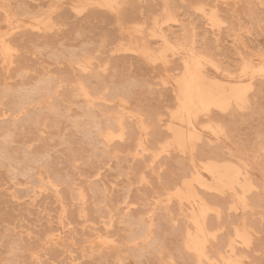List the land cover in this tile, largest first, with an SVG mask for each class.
<instances>
[{
    "label": "rangeland",
    "instance_id": "1",
    "mask_svg": "<svg viewBox=\"0 0 264 264\" xmlns=\"http://www.w3.org/2000/svg\"><path fill=\"white\" fill-rule=\"evenodd\" d=\"M263 77L264 0H0V264H264Z\"/></svg>",
    "mask_w": 264,
    "mask_h": 264
},
{
    "label": "bare ground",
    "instance_id": "2",
    "mask_svg": "<svg viewBox=\"0 0 264 264\" xmlns=\"http://www.w3.org/2000/svg\"><path fill=\"white\" fill-rule=\"evenodd\" d=\"M116 1H117V0H116ZM166 3H167V7H168V5H170V4H168V2H166ZM170 3H171V2H170ZM173 4H174V3H173ZM170 6H171V5H170ZM175 6H176V5H175ZM167 9H168V8H167ZM171 9H176V8H171ZM170 12H171V11H170ZM171 13H172V12H171ZM173 14H174V13H173ZM176 15H177V14H176ZM216 15H217V13H216ZM218 18H219V17H218ZM219 19H220V18H219ZM49 20H50V19H49ZM221 21H222V19H221ZM210 22H211V21H210ZM222 22H224V20H223ZM51 23H52V22H51ZM234 23H235V22H234ZM236 23H237V22H236ZM53 24H54V23H53ZM171 25H172V24H171ZM171 25H169V27H171ZM177 25H178V24H177ZM231 25H233V24H231ZM239 25H240V24H239ZM235 26H237V25H235ZM165 27H166V26H165ZM175 27H176V26H175ZM232 27H234V26H232ZM162 28H163V27H162ZM177 28H178V27H177ZM226 28H227V26H226ZM230 28H231V26H230ZM165 29H166V28H165ZM174 29H176V28H174ZM179 29H180V28H179ZM234 29H236V28H234ZM184 30H185V27H184ZM230 30H231V29H230ZM232 30H233V28H232ZM23 31H24V30H23ZM23 31H22V32H23ZM179 31H180V30H179ZM181 31H182V28H181ZM185 31H186V30H185ZM22 32H20V33H22ZM174 32H175V31H174ZM189 32H190V31H189ZM189 32H188V33H189ZM233 32H234V31H233ZM13 33L15 34V32H13ZM25 33H27V31H25ZM164 33H165V32H164ZM180 33H181V32H180ZM180 33H179V34H180ZM184 33H187V32H184ZM235 33H236V32H235ZM235 33H233V34H235ZM23 34H24V33H23ZM162 34H163V33H162ZM169 34H170V33H169ZM176 34H177V33H176ZM181 34H182V33H181ZM181 34H180V35H181ZM195 34H196V33H195ZM239 34H240V33H239ZM11 35H12V36H11V37L9 36V37H10L9 39L12 40V38H13L14 36H13V34H11ZM36 35H37V34H36ZM38 35H41V34L39 33ZM44 35H45V34H44ZM184 35H185V34H184ZM18 36H19V35H18ZM41 36L43 37V34H42ZM46 36H48V35H46ZM187 36H188V34H187ZM189 36H190V35H189ZM189 36H188V37H189ZM194 36H195V35H194ZM33 37H35V36H33ZM51 37H52V36H51ZM164 37H165V36H164ZM172 37H173V36H172ZM179 37H181V36H179ZM184 37L186 38V36H184ZM190 37H191V36H190ZM24 38H25V36H24ZM46 38H47V37H46ZM46 38H44V39H46ZM49 38H50V37H49ZM165 38H166V37H165ZM195 38H196V37H195ZM166 39H167V38H166ZM169 39H170V38H169ZM175 39H176V37H175ZM179 39H180V38H179ZM179 39H178V40H179ZM182 39H184L183 36H182L181 40H182ZM38 40H39V38H38ZM47 40H48V39H47ZM47 40H46V41H47ZM167 40H168V39H167ZM176 40H177V39H176ZM178 40H177V42H178ZM184 40H185V39H184ZM189 40H190V39H189ZM195 40H196V39H195ZM36 41H37V40H36ZM44 41H45V40H44ZM46 41H45V42H46ZM168 41H169V40H168ZM174 41H175V40H174ZM8 42L10 43V42H12V41H8ZM19 42H20V41H19ZM19 42H18V43H19ZM31 42H33V41H31ZM38 42H39V41H38ZM42 42H43V41L41 40L40 43H42ZM187 42H188V41H187ZM14 43H15V42H14ZM18 43H17V44H18ZM20 43H21V42H20ZM35 43H36V42H35ZM40 43H39V44H40ZM46 43H47V42H46ZM46 43H44V44H46ZM48 43H49V42H48ZM50 43H51V42H50ZM172 43H173V42H172ZM178 43H179V42H178ZM178 43H177V44H178ZM194 43H195V42H194ZM10 44H12V43H10ZM17 44H16V45L14 44V46H17ZM26 44H27V43H26ZM175 44H176V43H175ZM186 44H187V43H186ZM199 44H200V43H198V45H199ZM47 45H48V44H47ZM47 45H46V46H47ZM161 45H162V44H161ZM179 45H181V42H180ZM182 45H183V44H182ZM195 45H196V44H195ZM201 45H203V44H201ZM22 46H23V45H22ZM203 47H204V46H203ZM16 48H18V47H16ZM19 48H20V47H19ZM19 48H18V49H19ZM163 48H164V47H163ZM194 48H196V47H194ZM205 48H206V47H205ZM205 48H204V49H205ZM217 48H218V46H217ZM160 49H161V48H160ZM196 49H197V48H196ZM204 49H203V50H204ZM85 50H86V49H85ZM166 50H167V49H166ZM200 50H201V49H200ZM214 50H217V49H214ZM83 51H84V49H83ZM206 51H207V49L205 50V52H206ZM196 52H197V51H196ZM198 52H200V51H198ZM203 52H204V51H203ZM208 52H209V51H208ZM200 53H202V52H200ZM211 53H212V52H211ZM216 53H217V52H216ZM202 54H203V53H202ZM204 54H205V53H204ZM204 54H203V55H204ZM206 54H209V53H206ZM219 54H220V53H219ZM219 54H218V55H219ZM240 54H241V53H240ZM94 55H95V54H94ZM241 55H242V54H241ZM258 55H260V54H258ZM19 56H22V54L19 55ZM19 56H18V57H19ZM95 56H96V55H95ZM167 56H168V55H167ZM170 56H171V55H170ZM207 56H208V55H207ZM211 56H212V55H211ZM214 56H216V55H214ZM244 56H245V55H244ZM248 56H249V55H248ZM252 56H253V55H252ZM24 57H26V56H24ZM168 57H169V56H168ZM208 57H210V54H209ZM212 57H213V56H212ZM217 57H218V56H217ZM93 58H94V57H93ZM175 58H176V57H175ZM177 58H178V57H177ZM177 58H176V59H177ZM210 58H211V57H210ZM17 59H18V58H16V60H17ZM20 59H21V58H20ZM23 59H24V58H23ZM23 59H22V60H23ZM95 59H96V57H95ZM172 59H173V58H171V60H172ZM176 59H174V60H176ZM179 59H180V58H179ZM219 59H220V58H219ZM239 59H240V58H239ZM14 60H15V59H14ZM14 60H12V61H14ZM24 60H25V63H26V59H24ZM171 60H170V61H171ZM177 60H178V59H177ZM213 60H214V59H213ZM236 60H237V59H236ZM251 60H252V59H251ZM251 60H250V61H251ZM17 61H18V60H17ZM17 61H15V62H17ZM167 61L169 62V60H167ZM215 61H216V60H215ZM218 61H219V60H218ZM229 61H230V60H229ZM238 61L241 62V60H238ZM257 61H259V60L257 59ZM175 62H176V61H175ZM177 62H178V61H177ZM216 62H217V61H216ZM227 62H228V61H227ZM234 62H235V61H234ZM236 62H237V61H236ZM236 62H235V64H238V63H239V62H238V63H236ZM18 63H19V62H18ZM21 63H22V61H20V65H21ZM256 63H259V62H256ZM22 64H23V63H22ZM176 64H177V63H176ZM218 64H220V63H218ZM231 64H232V63H231ZM252 64H253V63H252ZM20 65H19V66H20ZM168 65L171 66V64H169V63H168ZM226 65H227V64H226ZM238 65H239V64H238ZM255 65H256V64L254 63V66H255ZM257 65H258V64H257ZM170 66L168 67L169 69H170ZM172 66H173V65H172ZM181 66H182V65H181ZM221 66H222V65H221ZM228 66H229V65H228ZM232 66H234V65H232ZM230 67H231V65H230ZM234 67H236V66H234ZM176 68H177V67H176ZM180 68H181V67H180ZM223 68H224V67H223ZM236 68H237V67H236ZM60 69H61V67H60ZM60 69H59V70H60ZM174 69H175V68H174ZM224 69L226 70V67H225ZM57 70H58V69H57ZM61 70H62V69H61ZM61 70H60V72H59V71L57 72L56 70H55V71H56L57 73H61ZM171 70H172V68H171ZM225 70H224V71H225ZM232 70H233V69H232ZM47 71H48V70H47ZM80 71H81V70H79V72H80ZM220 71H221V70H220ZM220 71H219V72H220ZM226 71H228V70H226ZM49 72H50V70H49ZM52 72H54V71H52ZM64 72H66V69H65V71H63V73H64ZM69 72H70V70H69ZM71 72H72V71H71ZM234 72H235V69H234ZM43 73H44V72H43ZM63 73H62V74H63ZM90 73H91V74H94V73H92V71H91ZM90 73H89V76H90ZM176 73H177V72H176ZM229 73H230V72H229ZM247 73H248V72H247ZM250 73H251V71H250ZM54 74H55V73H54ZM65 74L67 75L68 73L66 72ZM65 74H63V75L65 76ZM80 74H81V73H80ZM80 74H79V76H80ZM87 74H88V73H87ZM190 74H191V73H190ZM220 74H221V73H220ZM43 75H44V74H43ZM55 75H56V74H55ZM57 75H58V74H57ZM70 75H72V74L70 73ZM70 75H69V76H70ZM85 75H86V74H85ZM94 75H98V73H96V74H94ZM223 75H224V74H223ZM235 75H237V74H235ZM251 75H252V74H251ZM44 76H46V75H44ZM64 76H62V77H64ZM79 76H78V77H79ZM81 76H83V75H81ZM91 76L94 77L93 75H91ZM91 76H90V77H91ZM98 76H99V75H98ZM98 76H97V77H98ZM246 76H247V75H246ZM39 77H40V76H39ZM59 77H60V76H59ZM66 77L68 78V75H67ZM66 77H65V78H66ZM70 77H71V76H70ZM72 77H73V76H72ZM83 77H84V76H83ZM92 77H91V78H92ZM95 77H96V76H95ZM97 77H96V79H97ZM247 77H248V76H247ZM60 78H61V77H60ZM87 78H88V75H87ZM261 78H262V77H261ZM263 78H264V77H263ZM47 79H48V78H47ZM47 79H46V80H47ZM69 79H71V78H69ZM74 79H75V78H74ZM83 79H84V78H83ZM83 79H82V77H81V80H82V81H83ZM92 79H93V78H92ZM98 79H99V78H98ZM254 79H255V78H254ZM89 80H90V79H89ZM89 80H88V82H89ZM263 80H264V79H263ZM37 81H38V80H37ZM52 81H56V80H52ZM62 81H63V80H62ZM72 81L74 82V80H72ZM85 81H87V80H85ZM98 81H100V80H98ZM253 81L258 82L259 79H258V80L255 79V80H253ZM69 82H70V81H69ZM88 82H87V84L90 85ZM83 83H85V82H83ZM94 83H96V82H94ZM250 83H251V82H250ZM253 83H254V82H253ZM259 83H261V82H259ZM44 84H45V83H44ZM49 84H52V82L49 83ZM122 84H123V83H121V85H122ZM47 85H48V84H47ZM56 85H57V84H56ZM91 85H92V84H91ZM91 85H90V86H91ZM94 85H95V84H94ZM96 85H97V83H96ZM100 85H102V83L99 84V88H100ZM119 85H120V84H119ZM119 85L115 86V88L119 87ZM123 85H124V84H123ZM123 85H122V87H123ZM262 85H263V84H262ZM37 86H39V85H37ZM37 86H36V88H37ZM40 86H42V85L40 84ZM50 86H51V85H50ZM68 86H69V85H68ZM84 86H85V85H84ZM86 86H87V85H86ZM86 86H85V87H86ZM90 86H89V88H90ZM103 86H104V85H103ZM127 86H128V85H127ZM141 86H142V85H141ZM43 87H45V86L43 85ZM51 87H52V86H51ZM51 87H50V88H51ZM87 87H88V86H87ZM87 87H86V88H87ZM111 87H112V86H111ZM111 87H110V88H111ZM120 87H121V86H120ZM120 87H119V88H120ZM128 87H129V86H128ZM128 87H126V88H128ZM261 87H262V86H261ZM261 87H260V88H261ZM61 88H63V87H61ZM61 88H60V90H61ZM64 88H66V87H64ZM64 88H63V89H64ZM94 88H96V87L94 86L93 89H91V90L93 91ZM254 88H255V87H254ZM38 89H39V88H38ZM41 89H42V88H41ZM96 89H97V88H96ZM104 89H105V87H104ZM123 89H125V88H124V87L122 88V92H123ZM129 89H130V88H129ZM252 89H253V88H252ZM26 90H27V89H26ZM43 90H44V89H43ZM46 90H47V86H46ZM49 90H52V89H49V87H48V91H49ZM66 90H67V89H66ZM66 90H65V91H66ZM69 90H70V89H69ZM88 90H89V89H88ZM100 90H101V89H100ZM100 90H99V91H100ZM114 90H115V89H114ZM65 91H63V92H65ZM97 91H98V90H97ZM110 91H111V89H110ZM118 91H119V90H118ZM118 91L116 90V93H117ZM120 91H121V89H120ZM120 91H119L118 93H120ZM261 91H263V90H261ZM39 92H41V91H39ZM57 92H58V91H57ZM69 92H71V91H69ZM95 92H96V90L94 91V93H95ZM111 92H112V91H111ZM124 92H125V94L127 95V93H128V92H131V91H129V90L127 91V89H126V90H124ZM22 93H23V92H22ZM27 93H28V92H27ZM27 93H26V94H27ZM113 93H115V92H113ZM254 93H255V92H254ZM30 94H31V93H29L28 95H30ZM62 94H63V93H62ZM66 94H67V93L65 92L64 95H66ZM71 94H72V93H71ZM71 94H69V96H70ZM90 94H91V91H90ZM121 94H122V93H121ZM131 94H132V93H131ZM247 94H248V93H247ZM257 94H258V92H257ZM34 95H35V94H34ZM48 95H49V94H48ZM60 95H61V93H60ZM64 95H61V96L63 97ZM93 95H94V94H93ZM95 95H96V94H95ZM117 95L120 96V94H117ZM18 96H19V97H21V96L23 97V95H18ZM24 96H25V95H24ZM41 96H42V95H41ZM46 96H47V95H46ZM102 96H103V95H102ZM105 96H109L108 93H107V95H105ZM105 96H103V97H105ZM115 96H116V95H115ZM128 96H129V95H128ZM172 96H173V95H172ZM209 96H210V95H209ZM246 96H247V95H246ZM22 97H21V99L23 100L24 97H23V98H22ZM25 97H26V96H25ZM28 97H30V96H28ZM64 97H65V96H64ZM122 97H123V94H122ZM182 97H183V96H182ZM31 98H32V96H31ZM42 98H43V97H42ZM108 98H109V97H108ZM258 98H259V97H258ZM4 99H5V98H4ZM33 99H34V98H33ZM35 99H36V98H35ZM45 99H46V98H45ZM55 99H56V98H55ZM55 99H54V100H55ZM66 99H67V98H66ZM66 99H65V100H66ZM70 99H71V98H70ZM70 99H69V100H70ZM112 99H113V98H112ZM114 99H115V98H114ZM125 99H126V97H125ZM173 99H174V97H173ZM247 99H248V98H247ZM5 100L8 101V99H5ZM5 100L2 101L1 103L5 102ZM16 100H17V99H16ZM16 100H15V102H16ZM24 100H26V98H25ZM28 100H29V99H28ZM57 100H58V99H56V101H57ZM67 100H68V99H67ZM129 100H130V99H129ZM254 100H255V99H254ZM256 100H257V99H256ZM7 101H6V103H4V104H7ZM20 101H21V100H20ZM29 101H30V100H29ZM29 101H28V102H29ZM51 101H52V100H51ZM126 101H127V100H126ZM10 102H11V101H10ZM13 102H14V100H13ZM53 102H54V101H53ZM59 102H60V101H59ZM128 102L130 103V101H128ZM231 102H232V101H231ZM18 103H19V102H18ZM20 103L22 104V101H21ZM55 103H56V102H55ZM97 103H99V102H97ZM97 103H96V104H93V105L95 106V105H97ZM13 104L18 105L17 103H13ZM24 104H25V103H24ZM62 104H64V103H62ZM101 104H102V103H101ZM109 104H110V103H108L107 105H109ZM232 104H233V103H232ZM254 104H255V103H254ZM16 105H14V106L16 107ZM41 105H42V103H41ZM52 105H53V104H52ZM58 105H59V104H58ZM64 105H65V104H64ZM87 105H89V104H87ZM87 105H86V106H87ZM248 105L250 106V104H248ZM11 106H12V104H11ZM14 106L12 107L13 109H15ZM18 106H19V105H18ZM47 106H48V105H47ZM98 106H99V105H98ZM100 106H102V105H100ZM103 106H104V105H103ZM103 106H102V107H103ZM110 106H111V105H109V107H110ZM115 106H116V105H115ZM131 106H135V105H130V107H131ZM20 107H21V105H20ZM31 107H32V106H31ZM48 107H49V106H48ZM105 107H106V104H105ZM105 107H104V109H103V108H102V109H103V110H106L107 108H109V107H107V108L105 109ZM113 107H114V105H113ZM113 107H111L110 110H111ZM230 107H231V106H230ZM44 108H45V106H44ZM55 108H56V107H55ZM55 108H54V109H55ZM63 108H64V106H63ZM71 108H72V107H71ZM90 108H91V106H90ZM134 108H135V107H134ZM36 109L38 110V108H36ZM41 109H42V107H41ZM48 109H49V108H48ZM57 109H58V108H56V111H58ZM64 109H67V108H64ZM69 109H70V106H69ZM80 109H81V108H80ZM83 109H84V108H83ZM98 109H99V108H98ZM113 109H115V108H113ZM211 109H212V108H211ZM234 109H236V108H234ZM15 110H16V109H15ZM17 110H18V109H17ZM25 110H26V109H25ZM27 110H28V109H27ZM39 110H40V109H39ZM81 110H82V109H81ZM90 110H91V109H90ZM107 110H108V109H107ZM131 110H132V109H131ZM135 110H136V108L134 109V111H135ZM203 110H204V109H203ZM209 110H210V109H209ZM228 110H229V109H228ZM19 111H20V109H19ZM19 111H18V112H19ZM31 111H32V109H31ZM56 111H55V112H56ZM79 111H80V110H78V112H79ZM82 111H85V110H82ZM82 111H80V112H82ZM99 111H100V110H99ZM136 111H138V110H136ZM243 111H244V110H243ZM15 112H16V111H15ZM29 112H30V111H29ZM55 112H54V113H55ZM88 112H90V111H88ZM88 112H87V113H88ZM111 112H112V111H110V114H111ZM192 112H193V111H192ZM218 112H219V111H218ZM21 113H22V112H21ZM33 113H34V112H32V114H33ZM40 113H41V112H40ZM51 113H52V112H51ZM93 113H94V114H97L96 112H93ZM220 113H221V112H220ZM225 113H226V112H225ZM76 114H77V113H76ZM81 114H83V113H81ZM88 114H89V113H88ZM98 114H99V113H98ZM210 114H211V113H210ZM24 115H25V114H24ZM36 115H38V114H36ZM53 115H56V114H53ZM84 115L86 116V114H84ZM90 115H92V114H90ZM90 115H89V116H90ZM99 115H100V114H99ZM26 116H27V115H26ZM68 116H69V114H68ZM68 116H67V117H68ZM77 116H78V115H77ZM80 116H81V115H79V119H80ZM92 116H93V115H92ZM96 116H97V115H96ZM96 116H95V117H96ZM200 116H201V115H200ZM229 116H231V115H229ZM20 117H21V116H20ZM27 117H28V116H27ZM31 117H32V116H31ZM33 117H34V114H33ZM75 117H76V116H75ZM90 117H91V116H90ZM116 117H117V116H116ZM198 117H199V116H197V118H198ZM17 118H18V117H17ZM21 118H22V117H21ZM37 118H38V117H37ZM88 118H89V117H88ZM88 118H87V119H88ZM92 118H93V117H92ZM97 118H98V117H97ZM108 118H109V116H108ZM202 118H203V117H202ZM22 119H23V118H22ZM22 119H20V120H22ZM29 119H30V115H29ZM34 119H36V117H35ZM34 119H31V120H34ZM66 119H67V118H66ZM70 119H71V118H70ZM87 119H84V120H87ZM98 119H99V118H98ZM111 119H113V118H110V120H111ZM208 119H209V118H208ZM14 120H15V119H14ZM17 120H18V119H17ZM17 120H16V121H17ZM24 120H26V119H24ZM37 120H38V119H37ZM67 120H69V119H67ZM81 120H82V118H81ZM94 120H95V119H94ZM203 120H204V119H203ZM12 121H13V119H12ZM18 121H19V120H18ZM34 121H35V120H34ZM87 121H88V120H87ZM87 121H85V122H87ZM123 121H124V120H123ZM24 122H25V121H24ZM37 122H38V121H37ZM92 122H93V119H92ZM98 122H99V120H98ZM106 122H107V121H106ZM205 122H206V121H205ZM214 122H215V121H214ZM217 122H218V121H217ZM16 123H18V124L20 123V125H21V124L23 123V121H22V122L19 121V122H16ZM28 123H29V121H28ZM88 123H89V122H87V124H88ZM108 123L111 124L110 122H108ZM125 123H126V120H125L124 124H125ZM130 123H131V122H130ZM215 123H216V122H215ZM18 124H17V125H18ZM73 124H75V123L73 122ZM85 124H86V123H85ZM90 124H91V123H90ZM96 124H97V121H96ZM100 124H101V125H100ZM122 124H123V122H122ZM124 124H123V125H124ZM197 124H198V122H197ZM22 125H23V124H22ZM22 125H21V126H22ZM78 125H79V124H78ZM94 125H95V124H93V126H94ZM99 125L102 126V123L99 122L98 126H99ZM126 125H127V124H126ZM129 125H130V124H129ZM132 125H133V123H132ZM221 125H222V124H221ZM71 126H73V125H71ZM74 126H75V125H74ZM76 126H77V124H76ZM80 126H81V125H80ZM85 126H86V125H85ZM103 126H104V125H103ZM106 126H107V125H106ZM116 126H117V125H116ZM130 126H131V125H130ZM0 127H1V126H0ZM3 127H4V126H3ZM95 127H96V125H95ZM109 127H110V126H109ZM114 127H115V126H114ZM131 127H132V126H131ZM131 127H130V130H131V131H129V130H128V131H129V133H130V132H131V133H132V132L134 133V131H132ZM135 127H136V126H135ZM155 127H156V126H155ZM223 127H224V126H223ZM20 128H21V127H20ZM22 128H23V127H22ZM77 128H78V127H77ZM81 128H82V127H81ZM96 128H97V127H96ZM110 128H112V126H111ZM110 128H109V129H110ZM133 128H134V126H133ZM224 128H225V127H224ZM98 129H99V127H98ZM98 129H97V130H98ZM100 129H101V128H100ZM113 129H114V128H112V130H113ZM136 129H137V128H136ZM154 129H155V128H154ZM156 129H157V127H156ZM77 130H78V129H77ZM87 130H88V129H87ZM90 130H91V129H90ZM102 130H103V129H102ZM102 130H101V131H102ZM112 130H111V131H112ZM117 130H118V129H117ZM133 130H134V129H133ZM157 130H158V129H157ZM153 131H154V130H153ZM79 132H81V131H79ZM84 132H85V131H84ZM115 132H116V131H114V133H115ZM126 132H127V127H126V131L123 132V133L126 134ZM158 132H159V130H158ZM158 132H157V133H158ZM198 132H199V131H198ZM85 133H86V132H85ZM88 133H89V132H88ZM96 133H97V132H96ZM129 133H127V136H128ZM225 133H226V132H225ZM97 134H98V133H97ZM125 134H124V135H125ZM219 135H220V134H219ZM84 136H85V135H84ZM87 136H88V135H87ZM129 137H130V134H129ZM88 139H89V138H88ZM124 139H125V137H124ZM137 139H138V138H137ZM200 139H201V138H200ZM202 139H203V138H202ZM103 140H104V139H103ZM204 141H205V140H204ZM219 143H220V142H219ZM194 144H195V143H194ZM198 144H199V143H198ZM220 144H221V143H220ZM111 145H112V144H111ZM207 145H208V144H207ZM207 145H206V146H207ZM218 145H219V144H218ZM221 145H222V144H221ZM103 146H104V145H103ZM213 146L216 147L215 145H213ZM110 147H111V146H110ZM209 147H210V146H209ZM209 147H208V149H209ZM220 147H221V146H220ZM222 147H223V146H222ZM108 148H109V147H108ZM174 148H175V147H174ZM211 148H212V147H211ZM217 148H218V146H217ZM195 149H196V148H195ZM213 149H214V148H212V150H213ZM221 149H222V148H221ZM2 150H3V149H2ZM107 150H108V149H107ZM107 150H106V151H107ZM215 150H216V148H215ZM104 151H105V150H104ZM201 151H203V150H201ZM201 151H200V152H201ZM213 151H214V150H213ZM213 151H212V152H213ZM219 151H220V150H219ZM224 151H225V150H224ZM0 152H1V151H0ZM204 152H205V151H204ZM210 152H211V149H210ZM214 152H215V151H214ZM217 152H218V151H216V153H217ZM222 152H223V151H222ZM1 153L3 154V153H5V152L3 151V152H1ZM1 153H0V155H1ZM198 153H199V152H198ZM201 153H202V152H201ZM201 153H200V154H201ZM224 153H225V152H224ZM7 154H8V153H7ZM202 154H203V153H202ZM213 154H214V153H213ZM220 154H222V153H220ZM25 155H26V154H25ZM28 155H29V154H28ZM30 155H31V154H30ZM226 155H227V154H226ZM232 155L235 156V154H232ZM156 156H157V154H156ZM211 156H212V155H211ZM220 156H221V155H220ZM246 156H247V155H245V157H246ZM2 157H3V155H2ZM8 157H9V155H8ZM10 157H11V156H10ZM26 157H27V156H26ZM31 157H32V156H31ZM181 157H182V156H181ZM181 157H180V158H181ZM224 157H225V155H224ZM228 157H229V156H228ZM239 157H240V156H239ZM22 158H23V156H22ZM24 158H25V157H24ZM29 158H30V156H29ZM32 158H33V157H32ZM32 158H30V159H32ZM34 158H36V157H34ZM241 158H242V157H241ZM0 159H1V158H0ZM8 159H9V158H8ZM27 159H28V158H27ZM181 159H182V158H181ZM229 159H230V158H229ZM239 159H240V158H239ZM11 160H13V158H11ZM14 160H15V158H14ZM28 160H29V159H28ZM36 160H38V158H37ZM36 160L34 159L33 161H36ZM177 160H178V159H177ZM231 160H232V159H231ZM24 161H25V160H24ZM26 161H27V160H26ZM178 161H180V160H178ZM225 161H226V160H225ZM243 161H244V160H243ZM236 162H237V161H236ZM247 162H248V161H247ZM1 163H2V162H1ZM10 163H11V161H10ZM10 163H9V164H10ZM29 163H30V160H29ZM33 163H34V162H32L31 164H33ZM35 163H36V162H35ZM42 163L44 164V161H42ZM47 163H48V162H47ZM20 164H21V163H20ZM26 164H27V163H26ZM26 164H25L23 167H25ZM39 164H40V163H39ZM39 164H38V161H37V165H39ZM43 164H42V165H43ZM236 164H237V163H236ZM248 164H249V163H248ZM17 165H19V164H17ZM17 165H16V166H17ZM22 165H23V164H22ZM22 165H21V166H22ZM27 165H28V164H27ZM189 165H190V164H189ZM239 165H240V164H239ZM11 166H13V165H11ZM40 166H41V165H40ZM190 166H191V165H190ZM13 167H14V166H13ZM17 167H20V166H17ZM45 167H46V164H45ZM47 167H48V165H47ZM20 168H21V167H20ZM31 168H32V167H31ZM191 168H192V167H191ZM16 169H17V168H14V170H16ZM21 169H22V168H21ZM39 169H41V167H40ZM187 169H188V168H187ZM17 170H18V169H17ZM17 170H16V171H17ZM19 170H20V169H19ZM19 170H18V171H19ZM23 170L26 171L25 168H24ZM36 170H37V169H36ZM44 170H45V169H44ZM48 170H49V169H48ZM48 170H47V171H48ZM188 170H189V169H188ZM27 171H28V170H27ZM20 172H22V174H24V173H23L24 171H21V170H20ZM29 172H30V171H29ZM37 172H38V171H37ZM40 172H41V171H40ZM12 174H13V172H12ZM16 174H17V173H16ZM16 174L14 173L15 176H16ZM22 174H21V175H22ZM25 174L28 175V173H26V172H25ZM29 174H32V172L29 173ZM40 174H42V173H40ZM14 175H13L12 177H15ZM26 175H24V176H26ZM30 176H31V175H30ZM27 177H28V176H27ZM30 178H31V177H30ZM30 178H29V179H30ZM42 178H43V176H42ZM44 178H46V177H44ZM29 179H28V182H29ZM33 179H34V178H33ZM47 179H48V178H47ZM50 179H51V178H50ZM31 180H32V179H31ZM196 180H199V178L196 179ZM196 180H194V181H196ZM200 180H202V179L200 178ZM35 183H36V181H35ZM37 184H38V183H37ZM39 184H40V183H39ZM65 184H66V183H65ZM194 184H195V183H194ZM35 185H36V184H35ZM68 185H72V184L70 183V184H68ZM50 187H51V186H50ZM60 187H61V186H60ZM189 187H190V186H189ZM191 187H192V186H191ZM56 188H57V187H56ZM81 188H82V187H81ZM85 188H86V187H85ZM89 188H90V187H89ZM50 189H51V188H50ZM62 189H63V187L60 188V192L63 191ZM195 189H196V186H195ZM17 190H18V189H17ZM61 190H62V191H61ZM66 190H67V189H66ZM81 190H82V191H85V189H84V190L81 189ZM81 190H80V191H81ZM87 190H88V189H87ZM205 190H206V189H205ZM205 190H204V191H205ZM57 191H59V190L57 189ZM14 192H16V191H14ZM17 192H18V191H17ZM17 192H16V194H17ZM71 192H72V191H71ZM237 192H238V191H237ZM63 193H64V191H63ZM63 193H62V195H64L63 197L66 198V195L63 194ZM66 193H67V192H66ZM84 193H85V192H84ZM193 194H194V193H193ZM199 194H200V193H199ZM248 194H249V193H248ZM62 195H60V196L62 197ZM67 195H69V193H68ZM72 195L74 196L75 194H72ZM202 195H203V194H202ZM63 197H62V198H63ZM68 197H69V196H68ZM71 197H72V196H71ZM86 197H87V196H86ZM204 198H205V197H204ZM68 199H69V198H68ZM71 199H72V198H71ZM86 199H87V198H86ZM63 200H64V199H63ZM63 200H62V201H63ZM182 200H183V199H182ZM204 200H205V199H204ZM211 200H212V199H211ZM62 201H61V202H62ZM68 201L70 202V200H68ZM205 201H206V200H205ZM213 201H214V200H213ZM64 202L67 203V201H63V203H64ZM69 202H68V204H69ZM71 202H72V201H71ZM182 202H184V201H182ZM79 203L81 204V202H79ZM87 203H88V202H87ZM226 203H229V202H226ZM77 204H78V203H77ZM88 204H89V203H88ZM183 204H185V202H184ZM209 204H210V203H209ZM83 205H84V204H83ZM83 205H82V206H83ZM58 206H59V204H58ZM84 206H85V208H86V204H85ZM88 206H89V205H88ZM76 207H77V206H76ZM80 207H81V206H80ZM187 207L189 208V206H187ZM85 208H83V209H85ZM244 208H246V207H244ZM67 209H68V208H67ZM67 209H66V210H67ZM69 209H70V208H69ZM69 209L67 210V212H69ZM86 209H87V208H86ZM70 210H71V209H70ZM72 210H73V208H72ZM78 210H79V209H78ZM74 211H75V210H74ZM74 211H73V212H74ZM71 212H72V211H71ZM71 212H69V213H70V215H72V216H71V218H72V217L75 215L76 212H75L74 214H72ZM87 212H88V209H87ZM87 212H86V215H87ZM62 213H63V211H62ZM66 214H68V213H66ZM76 214H77V213H76ZM75 216H76V215H75ZM75 216H74V217H75ZM80 216H81V215H80ZM74 217H73V218H74ZM76 217H77V216H76ZM76 217H75V219H76ZM61 218H63V217H61ZM65 218H66V217H65ZM71 218H70V220H72V223H73V220H74V219H71ZM77 218H78V217H77ZM86 218H87V216H86ZM63 219H64V218H63ZM79 219H80V218H79ZM79 219H78V220H79ZM81 219H82V217H81ZM61 220H62V219H61ZM85 220H86V219H85ZM63 221H64V220H62V222H63ZM65 221H67V220H65ZM68 221H69V220H68ZM86 221H87V220H86ZM205 221H206V220H205ZM74 222H75V220H74ZM63 223L66 224L67 222H63ZM199 225H200V224H199ZM200 228H201V226H200ZM50 229H51V228H50ZM208 229H209V228H208ZM75 230H76V229H75ZM47 231H48V230H46V232H47ZM73 231H74V230H73ZM235 231H236V230H235ZM242 231H244V230L242 229ZM245 231H246V230H245ZM44 232H45V231H44ZM74 232H75V231H74ZM202 232H203V231H202ZM76 233H77V232H76ZM141 233H142V232H141ZM141 233H140V236H141ZM241 233H242V232H240V234H241ZM41 234H42V233H41ZM137 234H138V233H137ZM235 234H236V233H235ZM39 235H40V234H39ZM42 235H44V234H42ZM56 235H57V234H56ZM132 235H133V234H132ZM138 235H139V234H138ZM200 235H201V234H200ZM203 235H204V233H203ZM203 235H202V239L205 237V236L203 237ZM235 236H236V235H235ZM250 236H251V235H250ZM38 237H40V236H38ZM38 237H37V238H38ZM131 237H134V235L131 236ZM131 237H130V238H131ZM136 237H138V236H135V238H136ZM240 237H241V235H240ZM72 238H73V237H72ZM205 238H206V237H205ZM33 239H34V238H33ZM198 239H199V238H198ZM216 239H217V238H216ZM34 240H35V239H34ZM206 240H207V238H206ZM206 240H205V241H206ZM30 241H31V240H30ZM36 241H37V240H36ZM36 241H35V242H36ZM83 241L85 242V240H83ZM203 241H204V240H203ZM205 241H204V242H205ZM216 241H219V240L217 239ZM242 241H243V239H242ZM40 242H41V241H40ZM48 242H49V241H48ZM55 242H56V241H55ZM58 242H59V240H58ZM189 242H190V241H189ZM201 242H202V241H201ZM214 242H215V241H214ZM220 242H221V241H220ZM29 243H32V241L29 242ZM33 243H34V242H33ZM212 243H213V242H212ZM26 244H28V243H26ZM42 244H43V243H42ZM51 244H52V243H51ZM208 244H209V243H208ZM213 244H214V243H213ZM217 244H218V243H217ZM29 245H30V244H29ZM33 245H34V244H33ZM186 245H187V244H186ZM31 246H32V244H31ZM36 246H38V244H37ZM206 246H207V244H206ZM206 246H205V247H206ZM208 246H209V245H208ZM220 246L222 247L221 244H220ZM34 247H35V245H34ZM67 247H68V246H67ZM67 247H66V248H67ZM187 247H188V246H187ZM191 247H192V246H191ZM44 248L47 249L46 246H45ZM51 248H52V246H51ZM54 248H55V246H54ZM54 248H53V249H54ZM188 248H189V247H188ZM206 248H207V247H206ZM218 249H219V248H218ZM220 249H222V248H220ZM47 250L50 251L49 248H48ZM54 250H55V249H54ZM65 250H66V249H65ZM206 250H207V249H206ZM208 250H209V249H208ZM51 251H52V249H51ZM51 251H50V252H51ZM197 251H198V250H197ZM235 251H236V250H235ZM25 252H26V251H25ZM209 252H210V251H209ZM50 254H51V253H50ZM190 254H191V253H190ZM192 254H193V253H192ZM201 255H203L206 259H209L211 256H214L215 259H217V261H219L218 258L216 257L217 255L215 256L214 253H213V251H212V255H211L210 257L207 256V255H205V254H201ZM24 256H25V255H24ZM26 256H27V255H26ZM41 256L43 257L42 253H41ZM234 256H235V255H234ZM75 257H77V256H75ZM192 257H193V256H192ZM221 257H222V256H221ZM26 258H27V257H26ZM72 258H73V257H72ZM195 258H197V257H195ZM198 258H199V257H198ZM225 259H228V258H225ZM40 260H41V259H40ZM43 260H44V259H42V261H43ZM200 260H201V259H200ZM210 260H211V259H210ZM42 261H41V263H42ZM201 261H203V259H202ZM115 262H116V261H115ZM194 262H195V260H194ZM198 262H199V261H198ZM213 262H215V261H213ZM196 263H197V262H196ZM205 263H206V262H205ZM35 264H36V263H35ZM37 264H38V263H37ZM79 264H80V263H79ZM187 264H188V263H187ZM191 264H192V263H191ZM198 264H199V263H198ZM235 264H236V263H235Z\"/></svg>",
    "mask_w": 264,
    "mask_h": 264
}]
</instances>
